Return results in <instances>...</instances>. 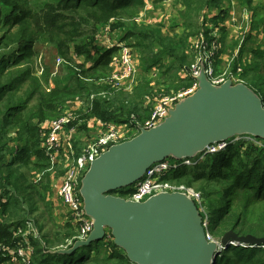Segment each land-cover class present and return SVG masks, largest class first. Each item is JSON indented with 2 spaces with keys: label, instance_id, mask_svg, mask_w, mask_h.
Listing matches in <instances>:
<instances>
[{
  "label": "trees",
  "instance_id": "16d2710c",
  "mask_svg": "<svg viewBox=\"0 0 264 264\" xmlns=\"http://www.w3.org/2000/svg\"><path fill=\"white\" fill-rule=\"evenodd\" d=\"M173 2L180 6L173 28L183 29L182 34L174 29L164 35L159 26L136 25L133 19L143 9L144 0H0V242L9 243L13 229L26 221H16L15 217L18 211L25 214L24 204L29 200L26 201L24 195L18 198L9 190L16 187L12 180L19 167L23 165L45 174L42 196L37 192L42 202H45L44 195L52 190L49 184L52 172L47 171L49 160L40 147V125L59 116V105L68 100L109 91L107 86L97 82L110 76V63L117 50L103 49L95 44L101 28L109 25L111 32L119 34L120 40L139 53L140 81L130 95L117 92L106 98L96 96L90 111L82 115L86 119L122 124L134 116L143 121L149 117V108H143L148 99L169 92V89L189 86V80H178L176 75V71L187 64L183 54L187 37L202 29L200 20L204 10L217 11L225 17L231 1ZM224 2L227 5L223 7ZM235 2L240 8H249L251 0ZM262 23L253 22L252 29ZM240 34L242 32L234 37L231 46L222 50L224 55L230 57L237 48L239 54L244 51L250 34L243 33L239 37ZM224 39H220L222 43ZM261 47L264 42L252 50L253 61L243 66L240 80L260 96L264 106V49ZM57 58L68 61L61 67L63 75L58 77L53 76ZM240 58L239 55L238 60ZM166 60L170 62L166 64ZM238 60L231 65V71H235ZM172 62L177 67L174 76L168 80ZM220 62L217 61V67ZM35 66L42 68L39 76ZM152 73H156V77H152ZM176 80L183 83L176 86ZM161 85L166 86V90ZM75 147L80 152L77 144ZM15 163H19L17 171L11 170ZM197 166L179 169L171 173L172 178L166 179L186 186L198 183L206 203L207 233L213 239L221 238L229 231L239 237L263 238L264 149L252 141H239L228 145L224 151L212 156V161L195 170ZM18 178H23L22 174L18 173ZM131 191L132 187H129L110 194L126 198ZM44 205L48 209L46 202ZM64 227L70 234L54 242L45 239L44 244L64 245L65 240L71 239L76 232L71 224ZM35 242L33 264H84L86 259L89 260L90 252L78 257L53 255L49 253L53 248ZM105 243V247L110 246L109 252L103 257L92 258L87 264H130L111 239ZM214 264H264V246H229L221 251Z\"/></svg>",
  "mask_w": 264,
  "mask_h": 264
},
{
  "label": "water",
  "instance_id": "95a60500",
  "mask_svg": "<svg viewBox=\"0 0 264 264\" xmlns=\"http://www.w3.org/2000/svg\"><path fill=\"white\" fill-rule=\"evenodd\" d=\"M197 90L178 102L157 126L110 146L92 160L80 181L83 211L92 230L71 247L50 251L71 255L109 236L130 264H214L229 246H264V237L232 231L207 241L202 217L182 193H159L143 202L110 194L132 187L147 169L166 159H193L208 147L235 137L264 142L262 99L230 79L213 86L201 66Z\"/></svg>",
  "mask_w": 264,
  "mask_h": 264
},
{
  "label": "built area",
  "instance_id": "2783aa9c",
  "mask_svg": "<svg viewBox=\"0 0 264 264\" xmlns=\"http://www.w3.org/2000/svg\"><path fill=\"white\" fill-rule=\"evenodd\" d=\"M148 1L154 3L157 0H144V7ZM230 1V10L226 15L227 17H225L228 20L222 18L212 23V18L214 17L212 13L218 15V12L208 10L203 12L200 20L202 22V29L194 36L195 38L190 43V50L195 54L193 63L180 74L181 79L190 81L189 86L171 94L160 95L156 99L147 119L138 121L132 116L131 121L122 124L103 123L97 119H93L87 126L96 125L98 127L97 136L92 138L77 154L75 137L81 123L80 115L77 114L78 110L68 109L59 118L48 122L46 127L40 126V129L44 130L43 137L41 133L42 141L40 147L49 160V169L54 170L58 166L62 168L61 175L53 182V192L66 210V219L77 230L76 241L85 240L92 230V221L85 215L82 200L79 196L80 181L92 160L105 152L110 146L130 140L139 133L140 129L149 130L163 122L168 117L169 111L178 102L192 95L197 90L196 77L200 73L201 66L204 68L207 80L213 86H220L228 79L233 84L243 83L240 80L243 66L251 60L250 58H244L243 61L241 59L238 60L240 55L238 48L230 57L224 55L221 49L220 33L221 28H226L229 23L234 32L241 31L245 34L248 29L249 16L246 12L240 13L245 23L238 25V15L235 12L237 3L235 0ZM95 44L103 49L115 48L117 51L110 63V76L97 82V84L107 86L109 91H101L97 95H90V103L96 96L106 98L117 92L129 91V83L134 77L138 66L136 59L132 55V48L126 42L120 40V36L116 32H111L109 25L105 26L103 32L96 36ZM222 56L229 60L226 62L228 68L225 65L222 70L218 71L216 63L218 60L223 61L221 59ZM237 60L236 69L233 72L230 68ZM62 63L63 61L59 58L55 60L53 76L57 74L60 66L64 65ZM130 85L132 90L134 85L132 83ZM78 103L82 104L81 102ZM83 108L84 113L90 111L87 106ZM238 138L252 141L256 146L264 148L263 143L256 142L250 137H235L232 140ZM232 140L212 145L193 159H166L153 164L147 169L143 177L132 186L131 193L124 199L131 202H143L147 198L159 193H182L194 202L202 217V225L206 231L208 226L207 209L201 193L193 187L166 178H172V172L182 168L197 166L204 162L207 156L224 151L228 145L232 144ZM36 229L37 227L30 220H26L21 225L16 226L13 229L10 242H0V264H33L35 252L33 242L39 238ZM206 239L207 241L213 240L207 231ZM109 240L108 236L104 242Z\"/></svg>",
  "mask_w": 264,
  "mask_h": 264
},
{
  "label": "rangeland",
  "instance_id": "374dc122",
  "mask_svg": "<svg viewBox=\"0 0 264 264\" xmlns=\"http://www.w3.org/2000/svg\"><path fill=\"white\" fill-rule=\"evenodd\" d=\"M226 4L227 3L224 2L223 7ZM178 9H180V6L175 5L173 0L156 1L154 3H150V1H148V3H146V6L143 7V9L139 12L137 17H135V18H137V20L134 21V19H135L134 18L133 22L138 26H141V25L159 26L162 33L164 35H167V34H170V32L172 30L175 29V28H173V22H174V20L177 21V10ZM202 15H203V13H202ZM225 17H226V15H225ZM225 17H224V20H228ZM221 30H223L225 32V39H224L223 43L221 42V49L223 50L225 47L227 49L228 45L231 46V44L233 43L232 41L235 40L234 37H237L240 32H234L231 24H229V23H228L226 28H221ZM174 31L177 32L178 34L183 33V29H181V28H176ZM101 32H103V28H101L99 30L98 34H101ZM198 33H199V31L196 32L195 34L187 37L186 48L183 52V54L187 58L186 59L187 64H184L183 66H181L176 71V75L178 77V80L181 79L180 74L182 73V71H184L185 69L190 67V65L193 63L195 54L190 50V43L195 38L194 36H196ZM1 34H2V31L0 29V36H1ZM241 35L242 34H240L239 37ZM262 41L264 42V39ZM132 42H133V44H135V41L132 40ZM260 49L263 50L264 47H261ZM132 55L136 59V62L139 63L138 61L140 59V56H139V53L134 48H132ZM59 59H61L63 61L62 64L68 63V61H66L62 58H59ZM221 59L223 61L220 62V64L217 67V70H222L225 67V65H226V68H228L226 62L229 60H227L224 56H222ZM240 59L242 61L244 60L243 57H241ZM252 61L253 60L248 62V64H250ZM169 62H170V60L165 61L166 64H168ZM171 65H172L173 69H171L169 71L168 76H170V79H168V80H171L172 76H174L175 68L177 67L176 64H173V62ZM61 67H62V65L60 66V68L57 71V74H56L57 77L59 75H63V71H62L63 68L61 69ZM41 69H39L37 66H35V71H36L37 76H39L41 74V71H42ZM64 74H66V73H64ZM155 75H156V73H152L151 76L156 77ZM139 77L140 76H139V71H138V66H137V71H136L134 77L132 78V80L130 81L129 86H128V89H130V90L126 91V92H128L129 95L131 94V85L130 84L132 83V85H134L133 88L136 85H138V83L140 81ZM181 80L186 81L187 79H181ZM182 83L183 82H180L177 80L175 81L176 86H179ZM153 84L154 83H152L151 85H153ZM161 88L163 90H166V86H164V85H161ZM183 88H186V87L181 86V88L179 87L178 90L183 89ZM169 90H170L169 92H166V93L161 92V93L156 94V96L153 97L152 99H148L144 103L143 108H146V107L149 108V114H150V111L153 108L156 99L160 95H164V94L167 95V94H171L172 92L178 91V90H174V89H169ZM91 96H92V94H91ZM89 97H90V95L88 97H75L72 100L66 101L64 104L59 105L58 110H59L60 114H59V116H57L54 119L59 118L63 114L64 111L71 109V108L78 110L79 112H77V114H79L80 117L83 114H86V113H84L83 107L87 106L88 109L92 108V106H91L92 103L89 102ZM78 102H81L82 104H80ZM54 119L45 121L40 126L46 127L47 123L54 120ZM93 119H96V118L86 119V117L82 116V118L80 120L81 123H80V126L78 127L77 136L75 137V139H76L75 144H77V146L80 149L81 148L83 149L86 146V144L92 138L97 136L96 125L92 124L91 126H87V124L90 121H92ZM39 130H40V133H42V137H43L44 130H42V129H39ZM92 134H95V135H92ZM239 141H242L243 143L250 142V141L242 140V139L238 138V139L232 140V144H235ZM40 145H41V142H40ZM75 148H76V154L79 153V152H77V147H75ZM212 156H214V155L207 156L204 159L206 162L204 161L200 165L195 167V170L199 169L202 164L209 163V161H212ZM61 158H63V156H61ZM18 165H19V163H15L13 165L14 168H12L11 170L17 171ZM57 169L55 167L54 170H50V169L47 170L48 172H54V173L50 174V178H49V184H50V187L52 188V190H51L50 194H48L47 196L44 195L45 196L44 200L48 205V209H46V206L44 205L45 202H42V200L38 197V194H37V192L40 193L41 196L43 194V192L41 190V188H42L41 185L46 183V179L43 178L45 174L38 173L37 170L36 171L29 170L25 166L22 165V167H19L18 172L14 173L15 179L13 178V180H12V182L15 184L16 187L15 188H9L11 193L13 195L17 196L18 198H21V196L24 195L25 200L26 201L29 200V201H27L26 204H24V208L26 209L25 214H22V212L18 211L17 217H15L16 221L17 220L23 221L25 219L32 221L34 223V225L37 227L36 231H38V235H39V238H38V240H35L36 241L35 243H41L42 245H45L46 248H53L54 250L51 249V251H56V250H60V249H67V248L71 247L72 244L76 241L75 238L77 236V233H76L77 230H75L76 232L74 233V236L71 239L65 240L64 245H60V246L58 245V247H57V246H55L56 244H52V243H50V245L44 244L45 239H48L51 242H54V240H56V239L59 240L60 238H62V236L70 234L69 229L64 227V225L70 224L69 220L66 219V212H63L62 209L60 210L57 207L58 203L60 204V202L58 200H55V198H54L53 182H55L59 178L58 176L61 175V171H62L61 166H58ZM5 173H6V171H4V174ZM18 173L22 174L23 178H18ZM30 187L32 189H29ZM190 187H193L195 190L200 192L198 190V183H193L192 185H190ZM43 237H45V238H43ZM105 244H106L105 242L93 243L89 247L81 248V249L77 250L75 252V254H73V256L78 257L81 255H86L87 253L90 252L89 260L86 259L84 264L91 263L89 261L92 258H95L96 256L97 257H103L106 255L107 252H109L110 248H108V247H110V246L107 244V247H105ZM220 254H221V252L219 253V255Z\"/></svg>",
  "mask_w": 264,
  "mask_h": 264
},
{
  "label": "crops",
  "instance_id": "0c3cea01",
  "mask_svg": "<svg viewBox=\"0 0 264 264\" xmlns=\"http://www.w3.org/2000/svg\"><path fill=\"white\" fill-rule=\"evenodd\" d=\"M235 12L238 15V22H237L238 25L239 24L243 25L245 23L243 20V17L240 16L241 15L240 13L246 12L249 16L248 29L246 31V34H250V41L247 43L244 51L240 54V57H243L246 59L250 58V60H252V50L256 47V45L261 44L263 42L262 40L264 39V25H263L264 23V0H251L249 8L246 6L245 8H240L238 7V5H236ZM212 16H214L212 18V23H215L216 21H218L219 18L220 19L224 18L223 16L217 15V14L215 15L214 13H212ZM260 21L263 22L262 25H257L255 26V29L254 28L252 29L253 22L258 23ZM220 35H221V38L222 37L225 38V32L223 30H221ZM97 130H98V127H96V132ZM54 198L55 200H57L55 195H54ZM57 207L60 210L62 209L63 212L66 211L65 208L61 205V203L60 204L58 203Z\"/></svg>",
  "mask_w": 264,
  "mask_h": 264
}]
</instances>
